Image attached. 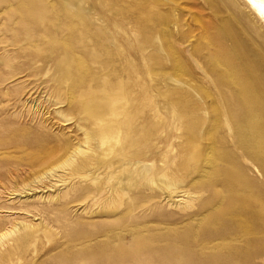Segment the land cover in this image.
<instances>
[{
    "label": "rangeland",
    "instance_id": "rangeland-1",
    "mask_svg": "<svg viewBox=\"0 0 264 264\" xmlns=\"http://www.w3.org/2000/svg\"><path fill=\"white\" fill-rule=\"evenodd\" d=\"M246 3L0 0V264H264Z\"/></svg>",
    "mask_w": 264,
    "mask_h": 264
},
{
    "label": "bare ground",
    "instance_id": "bare-ground-1",
    "mask_svg": "<svg viewBox=\"0 0 264 264\" xmlns=\"http://www.w3.org/2000/svg\"><path fill=\"white\" fill-rule=\"evenodd\" d=\"M244 1V0H243ZM247 3L246 4H248V8L256 15V16H260V17H262L263 19H264V0H245ZM261 21V20H260ZM244 63V62H243ZM242 63V64H243ZM247 63H248V61H247ZM249 64V63H248ZM244 65V64H243ZM246 65V64H245ZM245 65H244V67H245ZM252 65V64H251ZM240 66H238V68H239ZM254 68V67H253ZM240 69H241V67H240ZM240 69H237L238 70V72H240L239 70ZM248 69H249V67H248ZM252 70V69H251ZM241 71H242V69H241ZM238 72H237V74H238ZM243 72V71H242ZM239 75V74H238ZM237 75V76H238ZM240 76H242V75H240ZM240 76H239V78H240ZM247 76V75H246ZM244 77V78H247V77ZM256 76V75H255ZM254 76V77H255ZM251 78V77H250ZM241 79V78H240ZM254 79V78H253ZM252 80V79H251ZM247 81H245V83H246ZM249 82V81H248ZM248 82H247V84H248ZM253 82V81H252ZM252 82H250V83H252ZM242 84V83H241ZM253 84V83H252ZM11 232V231H10Z\"/></svg>",
    "mask_w": 264,
    "mask_h": 264
}]
</instances>
